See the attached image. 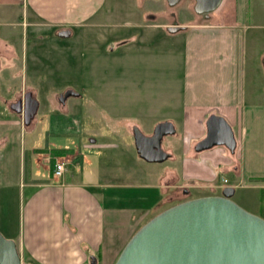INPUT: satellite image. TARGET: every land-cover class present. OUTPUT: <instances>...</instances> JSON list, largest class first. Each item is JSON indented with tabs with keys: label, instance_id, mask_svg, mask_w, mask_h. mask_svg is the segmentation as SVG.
<instances>
[{
	"label": "rangeland",
	"instance_id": "rangeland-1",
	"mask_svg": "<svg viewBox=\"0 0 264 264\" xmlns=\"http://www.w3.org/2000/svg\"><path fill=\"white\" fill-rule=\"evenodd\" d=\"M241 1L248 8L250 21L261 25L248 31L247 49L257 44L256 51H264V0ZM203 22L206 17L194 11V0H181L173 6L166 0H107L93 24L74 29L72 37L52 43V36L40 32L43 41L33 46L30 43L31 50L30 45L21 48L19 40L17 57L10 60L8 55L1 54L0 135L7 140L0 149V178L9 181L8 189L5 184L0 185V233L5 238L17 229L23 187L20 184L36 172L47 173L44 156L33 153L31 147L68 148L64 155L49 151V168L56 161L66 163L71 159L70 173L77 177L121 185L116 193L123 198L125 212L116 221L106 219V224L115 222V249L146 222L137 228L136 218L140 214L146 211L148 219L163 206L167 208L170 203L157 207L155 204L165 194L159 186L166 171L175 168L178 173L177 160L147 163L138 158L132 128L137 125L143 134L151 133L159 120L169 117L164 113L171 107L165 105L160 114L157 107L169 98L174 101L182 85L187 36L182 27L193 29ZM165 26L182 29L168 32ZM35 29L38 31L37 26ZM46 37L50 39L44 41ZM67 89L79 92L80 98L60 103L58 96ZM27 92L40 106L25 126L21 114L10 111L8 106ZM9 98L12 100L8 101ZM179 123H175L177 132L182 130ZM180 143V137L174 136H166L161 142L168 147ZM219 176L230 181L233 177L224 172H219ZM219 184L220 180L216 185ZM111 191H104V196L109 197L114 193ZM191 192L219 194L221 188H194ZM232 199L248 212L259 214L251 190H236ZM129 205L135 215L133 221L126 214ZM134 228L137 229L133 232Z\"/></svg>",
	"mask_w": 264,
	"mask_h": 264
},
{
	"label": "crops",
	"instance_id": "crops-1",
	"mask_svg": "<svg viewBox=\"0 0 264 264\" xmlns=\"http://www.w3.org/2000/svg\"><path fill=\"white\" fill-rule=\"evenodd\" d=\"M106 2L0 0V57L1 54L8 55L10 60L17 57L16 43L19 40L21 48L43 41L40 32L52 36V43H56V39L72 37L74 29L92 23ZM244 4L241 0H232L228 4L223 2L206 17V22L191 30L187 26L182 27L187 32L182 85L174 101L169 98L167 102L163 101V106L157 107L158 114L165 105L171 107L164 113L169 117L158 123L171 122L175 133L167 136L180 137L181 143L177 147L161 144L169 155L167 159L177 160L178 173L175 168L176 171L168 169L164 179L162 177L159 187L165 194L157 201L156 207L170 203L168 208L189 198L221 193L193 195L191 189L194 188L214 191L218 186L222 191L225 187H232L234 194L236 190H251L257 202L258 215L264 218V51H256L257 44L253 49H247L248 31L257 30L261 25L250 21ZM164 28L167 29L166 26ZM17 32L19 38L16 37ZM63 32L69 33L60 35ZM49 39L46 37L44 41ZM71 98H80V93L79 96L68 97L64 103ZM210 115L221 117L231 128L235 139L233 152L223 146L200 152L194 150L206 136V121ZM176 122H180L181 132H177ZM152 132L144 135L150 136ZM6 140L0 135V149ZM31 148L33 153L44 156L47 173L36 172L34 177L20 184L23 187L17 229L7 238L15 241L22 262L100 264L102 261V264H114L132 235L130 233L115 249L113 236L116 232L112 229L115 222L106 224V219L116 221L125 212L123 198L116 193L121 185L77 177L70 173L71 159L67 160L63 175L55 177L53 167L49 168L47 164V155L49 151L68 148ZM219 172L232 174V180L220 178ZM219 180L221 184L216 185ZM3 184L5 189L9 188V181L0 178V185ZM109 190L114 193L105 197L104 191ZM104 202L109 203L104 205ZM164 207H159L148 219L146 211L142 216L140 214L136 218L137 228L166 209ZM132 210L131 205L127 206L126 214L130 221L135 219Z\"/></svg>",
	"mask_w": 264,
	"mask_h": 264
},
{
	"label": "water",
	"instance_id": "water-1",
	"mask_svg": "<svg viewBox=\"0 0 264 264\" xmlns=\"http://www.w3.org/2000/svg\"><path fill=\"white\" fill-rule=\"evenodd\" d=\"M167 1L175 5L179 0ZM222 1L194 0V11L207 17ZM70 96L79 93L67 90L59 95V102L63 104ZM13 110L22 114L23 124L28 126L37 113L38 102L27 92L23 108ZM174 133L175 128L168 121L156 124L150 136L133 126L136 154L147 163L165 161L169 155L161 148V142ZM214 146L233 152L235 139L224 119L210 115L206 136L194 150L200 152ZM233 194L232 187H225L219 195L190 198L162 210L130 237L114 264H264V218L239 206L232 200ZM0 264H29L22 262L15 241L1 233Z\"/></svg>",
	"mask_w": 264,
	"mask_h": 264
},
{
	"label": "built area",
	"instance_id": "built-area-1",
	"mask_svg": "<svg viewBox=\"0 0 264 264\" xmlns=\"http://www.w3.org/2000/svg\"><path fill=\"white\" fill-rule=\"evenodd\" d=\"M66 170V163L64 161H56L53 165V175L55 177H60Z\"/></svg>",
	"mask_w": 264,
	"mask_h": 264
},
{
	"label": "flooded vegetation",
	"instance_id": "flooded-vegetation-1",
	"mask_svg": "<svg viewBox=\"0 0 264 264\" xmlns=\"http://www.w3.org/2000/svg\"><path fill=\"white\" fill-rule=\"evenodd\" d=\"M166 1H167V0H166ZM180 1H181V0H179L176 4H178ZM167 4H168L169 6H173V5H170V4L168 3V1H167ZM176 4H175V5H176ZM204 16H205V15H204ZM205 17H206V16H205ZM181 29H182V28H181ZM25 94H26V93H24V95H23L22 98L17 99V101L11 103V104L8 106V108L10 109V111L15 112L13 109H14V108H18V107H20V106H21V108H23V106H24V98H25ZM15 113L20 115V113H17V112H15ZM21 116H22V114H21Z\"/></svg>",
	"mask_w": 264,
	"mask_h": 264
},
{
	"label": "trees",
	"instance_id": "trees-1",
	"mask_svg": "<svg viewBox=\"0 0 264 264\" xmlns=\"http://www.w3.org/2000/svg\"><path fill=\"white\" fill-rule=\"evenodd\" d=\"M68 150H61V149H56L52 152L53 155H64L65 153H67ZM263 205V203H262Z\"/></svg>",
	"mask_w": 264,
	"mask_h": 264
}]
</instances>
